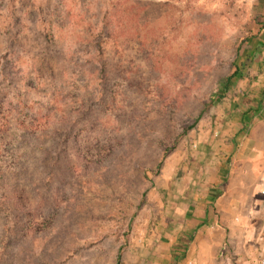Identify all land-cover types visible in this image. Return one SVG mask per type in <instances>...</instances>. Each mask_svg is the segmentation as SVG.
Here are the masks:
<instances>
[{
  "label": "rangeland",
  "instance_id": "374dc122",
  "mask_svg": "<svg viewBox=\"0 0 264 264\" xmlns=\"http://www.w3.org/2000/svg\"><path fill=\"white\" fill-rule=\"evenodd\" d=\"M262 92L264 0H0V264H183Z\"/></svg>",
  "mask_w": 264,
  "mask_h": 264
},
{
  "label": "crops",
  "instance_id": "0c3cea01",
  "mask_svg": "<svg viewBox=\"0 0 264 264\" xmlns=\"http://www.w3.org/2000/svg\"><path fill=\"white\" fill-rule=\"evenodd\" d=\"M264 92L242 112L259 119L235 151L238 170L207 195L203 207H177L178 236L186 235L183 264H264ZM245 123L246 120L244 119ZM241 124L238 131H243ZM246 127V126H245ZM237 132V129L235 130ZM258 180H262L259 185ZM217 189L218 186L214 185ZM212 197L213 200H210ZM183 236V235H182ZM218 258L220 262L218 263ZM174 258V261H176ZM235 261V263H234Z\"/></svg>",
  "mask_w": 264,
  "mask_h": 264
},
{
  "label": "trees",
  "instance_id": "16d2710c",
  "mask_svg": "<svg viewBox=\"0 0 264 264\" xmlns=\"http://www.w3.org/2000/svg\"><path fill=\"white\" fill-rule=\"evenodd\" d=\"M233 74H234V73L228 75V76L224 79V81H223V86H222V90H223V92L226 91V89L228 88V86H229V84H230L231 77L233 76ZM34 133H35L34 131L29 130V129H21V131H20L19 133H15V135H16V137L18 138V140H20V141L22 142V141L25 140L27 137H34V136H35ZM165 154H166L165 152L162 154V157H161V159H160V161H159L157 167H159V166L161 165V162H162L163 158L165 157ZM23 170H24V167H21V168H20V171H19L18 173L20 174L21 172H23ZM18 173H17L16 171H13V173H12V171H11V174H12L13 176H16V174H18ZM13 182H14V180H13ZM16 188H17V186L14 184V186H12L13 192H16V191H15ZM0 207H4V205L2 204V205H0ZM1 209H2V208H0V211L4 214V216H6V215H5L6 213H4ZM5 228H6V223L0 224V230L2 231V232H1L2 235H3V232H4V229H5ZM116 264H120V252L117 254Z\"/></svg>",
  "mask_w": 264,
  "mask_h": 264
},
{
  "label": "built area",
  "instance_id": "2783aa9c",
  "mask_svg": "<svg viewBox=\"0 0 264 264\" xmlns=\"http://www.w3.org/2000/svg\"><path fill=\"white\" fill-rule=\"evenodd\" d=\"M262 193H264V188L261 190ZM264 263V261H262Z\"/></svg>",
  "mask_w": 264,
  "mask_h": 264
}]
</instances>
